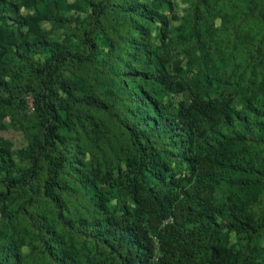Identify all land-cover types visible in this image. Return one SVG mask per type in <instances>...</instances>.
Wrapping results in <instances>:
<instances>
[{
    "label": "trees",
    "instance_id": "16d2710c",
    "mask_svg": "<svg viewBox=\"0 0 264 264\" xmlns=\"http://www.w3.org/2000/svg\"><path fill=\"white\" fill-rule=\"evenodd\" d=\"M141 15L130 1L93 0L74 47L43 40L17 46L21 22L0 0V108H17L31 97L39 132L16 153L18 164L0 145V264H259L254 241L264 232V83L245 105L248 117L239 118L238 129L221 103L192 93L189 109L213 122L223 119L231 134L193 152L187 115L173 121L156 114L154 106L130 98L119 75V44L129 32L140 34ZM252 16L264 25V3ZM107 29L113 40L101 60L104 78L84 72L89 86L79 88L65 72L95 65V36ZM41 53L44 59L34 60ZM146 69L165 91L173 90L152 66ZM94 111L129 135L119 173L117 154L104 151L109 130ZM76 132L91 152L86 163L71 143ZM179 156L189 173L177 177L171 162H181ZM218 183L235 186L241 197L216 205ZM113 188L125 194L110 207ZM18 219L23 224L14 226ZM225 229L245 236L243 249L209 244Z\"/></svg>",
    "mask_w": 264,
    "mask_h": 264
},
{
    "label": "rangeland",
    "instance_id": "374dc122",
    "mask_svg": "<svg viewBox=\"0 0 264 264\" xmlns=\"http://www.w3.org/2000/svg\"><path fill=\"white\" fill-rule=\"evenodd\" d=\"M93 0H5L10 8L11 19L21 22L16 33V45L37 41L57 42L74 47L77 29L81 21L91 14ZM136 4L141 11L137 25L139 34L129 32L119 44L117 68L120 77L130 92V98L145 105L154 106L156 114L167 115L177 121L182 114L193 132V152L205 144H212L222 136H230L229 126L223 119L215 122L189 109L191 94H199L205 101L214 100L222 104L232 118L234 128H239V118L248 117L245 105L254 92L264 83V25L252 16L256 8H262L263 0H125ZM154 13L155 21L149 19ZM36 21L34 22V19ZM40 18V19H39ZM42 18V19H41ZM113 40L109 29L95 36L98 57L95 65L80 74L65 72V76L86 88L85 73L102 80L101 66ZM17 57L16 47L11 50ZM45 53L35 54L34 60L42 61ZM152 66L155 74L162 75L172 84L171 92L165 91L156 78L145 74L146 66ZM147 70V69H146ZM95 74V75H94ZM140 74V75H139ZM8 80V79H7ZM81 84V85H80ZM25 104L17 108H0V145L8 148L15 164L19 163L16 153L39 138L37 127L30 117L32 99L27 96ZM256 104V100H253ZM125 109L130 106L124 103ZM186 111V112H184ZM93 114L107 126L109 143L104 148L108 155L118 156L117 173L124 170L123 154L130 141L129 135L104 113ZM154 111H149L153 115ZM72 145L83 151L84 163L90 159L89 146L81 133L76 132ZM171 162L173 173L178 177L188 175L189 168L182 157ZM213 198L216 205L240 198L235 186L218 183L214 186ZM106 191L110 190L104 188ZM116 203L119 193L110 191ZM110 210H112L110 208ZM221 222V218H219ZM18 219L14 226H21ZM245 236L223 230L210 238L209 244L220 243L226 248L243 249ZM257 253L255 261L264 264V232L254 241ZM28 253L29 246L23 247Z\"/></svg>",
    "mask_w": 264,
    "mask_h": 264
}]
</instances>
